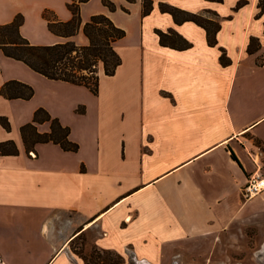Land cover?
Here are the masks:
<instances>
[{"label":"crops","instance_id":"crops-1","mask_svg":"<svg viewBox=\"0 0 264 264\" xmlns=\"http://www.w3.org/2000/svg\"><path fill=\"white\" fill-rule=\"evenodd\" d=\"M67 1L0 0V24L20 14L19 32L31 44L85 45L82 25L104 13L125 32L115 44L121 63L112 75L99 70L94 94L0 49V87L14 79L34 91L29 99L0 94V117L9 124L0 123V143L12 141L17 151L0 154V264H69L71 242L89 229L98 248L132 253L136 264L208 258L224 242L236 245L229 255L237 258L239 235L254 242L250 233L264 230V190L251 198L242 193L254 172L264 177L254 144L264 146L258 0H152L146 15L140 0H111L114 10L88 0L80 5V29L64 37L48 30L41 13L50 9L67 21ZM238 1L245 3L234 9ZM158 2L218 21L217 43L209 45L193 21L176 23ZM158 30H174L190 46L162 45ZM250 37L259 42L252 53ZM221 50L228 64L220 62ZM40 107L69 128L76 151L38 142L28 153L20 128ZM35 127L50 130L47 121Z\"/></svg>","mask_w":264,"mask_h":264},{"label":"trees","instance_id":"trees-1","mask_svg":"<svg viewBox=\"0 0 264 264\" xmlns=\"http://www.w3.org/2000/svg\"><path fill=\"white\" fill-rule=\"evenodd\" d=\"M87 1L68 0L66 7L71 12V18L67 21L58 20L50 10H44L42 16L47 21L49 31L64 37L75 35L81 26L80 5ZM126 1L134 2L135 0ZM140 1L142 15H146L152 9L153 2L152 0ZM101 2L109 10L116 8L115 3L111 0H101ZM244 3V1H238L234 9ZM157 6L160 11L169 13L176 23L190 20L202 26L206 31L208 44L215 45L217 43L215 35L220 27L218 21L181 10L165 2H158ZM257 7L259 12L256 16L264 12V0H258ZM22 21V15H16L12 21L0 24V49L4 55L22 61L32 70L49 79L82 85L96 94L98 93L99 70L105 75H112L121 63L115 44L124 36L125 32L104 13L92 14L82 25V32L88 41L85 45H78L72 40L50 45L31 44L19 32ZM156 33L162 45L175 49H185L190 46L174 30L166 32L158 30ZM258 47V40L250 37L246 51L252 53ZM221 51L220 62L224 65L228 64V58L224 51ZM33 93V88L30 85L14 79L4 82L0 87V94L9 99H29ZM44 121L49 122L50 130L46 133H40L36 130L35 123ZM0 123L6 129L9 128L5 118L0 117ZM20 132L28 153L31 152L32 145L38 142H53L59 144L64 150L70 151H76L78 148L75 142L68 139L69 128L61 125L58 119L51 117L41 107L34 111L33 121L23 125ZM16 152V147L12 141L0 143V154H14Z\"/></svg>","mask_w":264,"mask_h":264},{"label":"rangeland","instance_id":"rangeland-1","mask_svg":"<svg viewBox=\"0 0 264 264\" xmlns=\"http://www.w3.org/2000/svg\"><path fill=\"white\" fill-rule=\"evenodd\" d=\"M50 11L54 14L52 10ZM254 144L257 147L256 151H258L260 155L258 161H264V146L259 142H254ZM63 219L67 220V218ZM263 223L264 221H262V224ZM258 227H255V230H253V232H249L250 235L253 233L256 236L254 242L247 243L243 239V236L241 234L239 235L238 253L234 252V255L237 258H231L229 255L231 248H236V245L233 246L230 242H224V244L220 246L222 252H219L216 255H212V257L203 258L201 256L198 257L196 255H191L190 257L188 256L184 259H180V261L183 262L179 264H264V230L260 229L261 227ZM71 229L72 227L70 226H68L67 228L64 227V235L71 231ZM68 252H71L68 253L69 264H136L139 260L136 259L132 253H129L127 256L123 257L115 251L98 248L96 243L93 242V232L91 229L76 237L71 242Z\"/></svg>","mask_w":264,"mask_h":264},{"label":"built area","instance_id":"built-area-1","mask_svg":"<svg viewBox=\"0 0 264 264\" xmlns=\"http://www.w3.org/2000/svg\"><path fill=\"white\" fill-rule=\"evenodd\" d=\"M264 190V178L262 175L254 172L248 178L246 184L243 186L242 193L245 198L256 196Z\"/></svg>","mask_w":264,"mask_h":264}]
</instances>
